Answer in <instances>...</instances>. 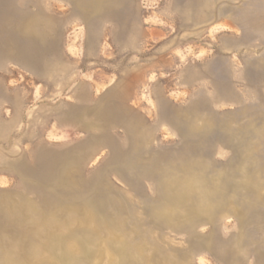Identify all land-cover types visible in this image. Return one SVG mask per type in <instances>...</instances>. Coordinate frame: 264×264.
<instances>
[{"label": "rangeland", "instance_id": "obj_1", "mask_svg": "<svg viewBox=\"0 0 264 264\" xmlns=\"http://www.w3.org/2000/svg\"><path fill=\"white\" fill-rule=\"evenodd\" d=\"M0 264H264V0H0Z\"/></svg>", "mask_w": 264, "mask_h": 264}]
</instances>
